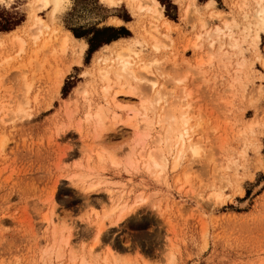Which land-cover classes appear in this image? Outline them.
<instances>
[{
    "label": "rangeland",
    "instance_id": "obj_1",
    "mask_svg": "<svg viewBox=\"0 0 264 264\" xmlns=\"http://www.w3.org/2000/svg\"><path fill=\"white\" fill-rule=\"evenodd\" d=\"M130 1L68 0L54 19L50 8L36 7L50 25L36 41L32 38L40 25L30 18L33 1L0 2V107L5 106L0 108V264H264V30L259 39L254 36L260 27L255 1L159 0L174 22L167 31L156 26L151 10L136 9ZM114 19L123 24H110ZM226 21L240 38L234 48L227 35L216 37L213 30ZM151 26L160 33L157 50L148 35ZM105 27L121 29L119 38L126 42L140 40L135 45L145 61L160 62L144 70L143 81L157 83L153 91L142 81L134 96L119 97L130 111H143L140 98L160 94L157 110L148 113L151 127L139 121L149 133L144 150L160 147L156 139L167 123L157 119L168 111H185L200 158L191 161L187 151L174 167L170 154L164 170L147 166L146 158L127 170L98 158L97 151H113L123 160L133 138L131 128L119 123L105 132L104 142L97 138L93 113L98 108L104 105L109 116L117 111L120 118L128 113L101 92L116 79L112 75L106 83L99 78L107 64L98 56L111 50L102 44L90 51L89 40ZM14 28L23 50L8 33ZM67 30L88 44L79 63L73 62L81 53L79 40L74 49L60 47ZM24 84L26 115L16 116V95ZM76 173L95 189L72 183ZM141 193L146 199L115 222L112 207L133 203ZM52 214L49 223L45 216ZM69 232L66 245L61 238Z\"/></svg>",
    "mask_w": 264,
    "mask_h": 264
},
{
    "label": "bare ground",
    "instance_id": "obj_2",
    "mask_svg": "<svg viewBox=\"0 0 264 264\" xmlns=\"http://www.w3.org/2000/svg\"><path fill=\"white\" fill-rule=\"evenodd\" d=\"M33 2H31V7H30V18L33 20V24H38L40 25V30L38 33H35L33 34V39H35V41L39 38L40 34H42L45 29L43 30V28H48L50 27L49 24H47L45 21H44V18L41 17L39 14L36 13V7H39V8H50V16L52 19L56 18L58 12H60L63 7L65 6V3L68 1V0H32ZM108 3L110 4H116L119 2V0H106ZM138 1V0H131V4L134 8H139L142 10L145 9H149V11L151 10V14H150V17L152 16L153 19L156 20L157 24L156 26L157 27H162V29H165L166 31L167 30H170L172 29L174 26V22L172 19L168 18L164 13H163V6L162 4L160 3L159 0H144L146 1L144 3V1L141 3L142 4H139L138 2V5L135 4V2ZM140 1V0H139ZM213 0L209 1L208 4L212 2ZM255 1V6H256V12H254L256 14V17L258 19L257 24L260 26L258 28V30H255L257 33L254 34V36L259 39L260 38V30H264V0H254ZM244 2V1H243ZM242 2V3H243ZM68 3V2H67ZM191 5H194L192 4V2H190ZM238 3V2H237ZM239 3H240V0H239ZM242 3L240 4V6H242ZM59 4V7H57V5ZM209 4V5H210ZM187 5V4H186ZM30 6V5H29ZM245 6V4H244ZM187 7V6H186ZM190 7V5L188 6ZM187 7V8H188ZM239 7V6H238ZM147 9V11H148ZM185 9V8H184ZM194 9V7H193ZM186 10V9H185ZM146 11V12H147ZM188 12V11H187ZM212 12V11H211ZM245 12V11H244ZM243 12V13H244ZM63 12H61L62 14ZM149 13V12H148ZM210 13V12H209ZM217 14H221V12H216ZM223 13V12H222ZM186 11H185V16H186ZM213 14V13H212ZM218 14V15H219ZM246 14V13H245ZM148 16V15H147ZM222 16V15H221ZM224 16V15H223ZM244 17V16H243ZM225 18V17H224ZM46 19V18H45ZM50 19V17H49ZM50 19V20H52ZM57 20V19H56ZM227 20V19H226ZM233 21V20H232ZM235 21V20H234ZM202 22V21H201ZM53 23V22H51ZM223 23V22H222ZM234 24V26L237 24H235L234 22H232ZM32 24V25H33ZM150 24V22H149ZM232 24V25H233ZM253 24V23H252ZM256 24V25H257ZM38 25H35L37 28ZM52 25V24H51ZM54 25V24H53ZM153 25V24H152ZM204 25V24H203ZM255 25V24H254ZM255 25V26H256ZM34 26V25H33ZM59 26V25H58ZM155 26V24H154ZM150 27L151 29H154L153 31L149 32V36L151 38L152 41V46L154 48L159 49L160 48V41H159V37L157 36V34L159 32H157V28L156 27ZM216 27V26H215ZM214 27V28H215ZM29 28V27H28ZM31 28V27H30ZM57 28V27H56ZM59 28V27H58ZM244 28V27H243ZM17 28H14L13 30H9L8 33H12V38L14 41L18 40V42H20L18 45V47L20 46V50H23V42H22V37L19 35V32L16 30ZM38 29V28H37ZM61 29V28H60ZM245 29V28H244ZM34 30V29H33ZM32 30V32H33ZM59 30V29H57ZM55 30V31H57ZM145 30V29H144ZM164 30V31H165ZM215 32H217V35L216 37L219 36V34H222V37L223 35H227L229 37V39H231V46L232 48L238 46L239 43V39L240 38H236L233 36V32H232V28H231V24L229 22H225V25L223 27H218L213 29ZM243 30V29H242ZM50 31V29H49ZM234 31V30H233ZM23 32V31H22ZM31 32V31H30ZM36 32V31H35ZM52 32V31H51ZM58 32V31H57ZM145 34L147 32V30L144 31ZM235 32V31H234ZM46 33V32H45ZM59 33V32H58ZM47 34V33H46ZM61 34V33H60ZM160 34V33H159ZM202 34V33H201ZM141 35V34H140ZM162 35V34H161ZM165 35V34H163ZM169 35V34H167ZM238 35V34H237ZM236 35V36H237ZM43 36V35H42ZM41 36V37H42ZM54 36V34H53ZM142 36V35H141ZM148 36V37H149ZM198 36V35H197ZM200 36V34H199ZM198 36V38H200ZM41 37L39 40H41ZM55 37V36H54ZM53 37V38H54ZM58 37V36H57ZM165 37V36H163ZM244 37V36H243ZM49 38V39H48ZM48 40H44L42 38V40L46 41L44 46L47 45L50 41V35H48ZM142 38V37H141ZM168 38V37H166ZM224 38V37H223ZM242 38V37H241ZM1 39V38H0ZM46 39V38H45ZM61 39V38H60ZM127 39V38H125ZM124 39V40H125ZM143 39V38H142ZM245 39V37L243 38ZM242 39V40H243ZM2 40V39H1ZM74 40H79L80 41V52L79 54H77V58H75L73 60V62L75 63H79L82 61V54L83 52L85 51L86 47H87V42L83 39H78L74 36V34L71 32V31H65L62 39H61V45L60 47L63 48V49H66V48H73L74 49ZM123 38H117V39H114L110 42H107V43H104L101 48L105 49H109L111 50V53L110 55L108 56H105L104 58L99 55L98 56V59L101 60L103 59V61H106V66H103L101 67L100 69V73H101V76H100V73L98 72L99 71V68L97 69V73L99 74V78H103L105 79V81L107 80L108 82L112 79L111 76H115L116 77V81L115 80H111L113 82H109L108 84L104 85L106 88H104L103 86V90H106V91H101V92H105L106 94H109L110 95V99H109V102L111 105H113L114 107L117 106L121 109L124 110V108H128V113H127V116L126 117H121L118 116L120 113H118L117 111H115V115L113 116H109L107 114V110L105 107H103L104 105H102L100 108H98V110H96L94 113H93V116L94 118L96 119L95 122L96 124L95 127L97 126V129L99 131V134H98V137L97 135L95 137L98 138L99 141L104 142V140H106L104 137V134L106 135V133L110 130V129H113L115 131V127H117V124L119 123V125H124L125 127H130L131 130L133 131V138L132 140L129 142V150L128 152L126 153L125 155V158L123 160H120V158L115 155V153L113 151H106V152H99L97 151L96 153L98 154V158L99 159H102V160H109L111 163L115 164V165H123L126 170L129 169L130 167H133L135 166V164L137 163V159H140V158H146L144 163L147 165V166H154L155 168H161L162 170H164V168L167 166L169 160H170V154L173 155V159L175 158V162H174V167L177 166V164L179 163V160L185 156V154L187 153V151H190V154L192 155L193 159L191 161H195L197 160L198 158H200V155H201V147L199 145H197L196 143H193L191 140H190V135L189 134V129L191 128L190 125H189V121H190V118L189 116L186 115L187 112L185 111H178V112H175L173 110V112L171 111H168L164 114V116L162 117V114H161V117L162 119H157L156 120V123L157 122H160L162 120V122H165L166 121V127H165V133L163 134H159L156 139V145H159L160 147L156 146L157 148L155 149H151L149 151L146 152V150H144V146L146 145L145 144V139L146 136L149 134L148 132H145V130L141 127H140V124H139V121H143L146 128H149L151 127V124H152V117L150 118L149 117V111L153 112L154 114V111L157 110V105H158V101L160 100V94L159 96L157 95V93L155 94L156 95V98L155 99H152L150 97L147 98V96H143L142 98H140V106L142 105V110L140 109H131L130 111V108L128 106H124L120 100H119V97L121 96H124V95H135L137 93V89L138 88V84L140 83L141 85L139 86L141 88L142 86V81L144 80L145 78V74L148 73L146 72L148 69L150 70V67L152 62L153 63H157V61L159 59L155 58L156 62L155 61H151V62H146L144 58V54L142 53V50L141 49H138L136 48V45H135V42L136 41H140V40H137L134 42V41H124ZM130 40V38H129ZM144 40L147 42L148 38H144ZM143 40V41H144ZM43 41V42H44ZM56 41V39H55ZM17 42V41H16ZM17 42V43H18ZM40 42V41H39ZM38 42V43H39ZM42 42V41H41ZM57 42V41H56ZM60 42V40L58 41ZM137 42V43H138ZM196 42V41H195ZM1 43V41H0ZM9 44V43H8ZM41 44V43H40ZM194 44V43H193ZM196 44V43H195ZM256 45V44H255ZM58 46V44H57ZM40 47V46H39ZM38 47V48H39ZM42 47V45H41ZM50 47V46H49ZM59 47V46H58ZM254 47V46H253ZM37 48V49H38ZM52 48V47H51ZM59 48V49H61ZM26 49V48H25ZM41 51H42V48H40ZM46 51L47 48L45 47ZM54 50V48H52ZM33 50V49H32ZM18 51V50H17ZM39 51V50H37ZM52 51V50H51ZM65 51V50H64ZM99 51V49L97 50ZM96 51V52H97ZM258 51V50H257ZM36 52V51H35ZM34 52V53H35ZM49 52V51H48ZM227 52V51H226ZM18 53V52H16ZM44 53V52H43ZM52 53V52H51ZM225 53V52H224ZM37 55V53H35ZM45 54V53H44ZM227 54V53H226ZM230 54V52H229ZM227 54V55H229ZM34 55V56H36ZM37 57V56H36ZM35 57V58H36ZM46 57V56H45ZM230 57V56H229ZM258 59L260 57V55L258 54ZM242 58V57H241ZM32 59V58H31ZM96 59V62L97 60ZM263 59V58H262ZM36 60V59H35ZM47 60V59H46ZM237 60V59H236ZM243 60V59H242ZM31 61V60H29ZM239 61H241L239 59ZM237 61V62H239ZM43 61H41L42 63ZM236 62V61H235ZM236 62V63H237ZM244 62V60H243ZM264 62V60L262 61ZM104 63V62H103ZM149 63L151 65H149ZM158 63H160L158 61ZM240 63V62H239ZM242 63V61H241ZM240 63V64H241ZM98 64V63H97ZM102 64V63H101ZM245 65V63H243ZM242 64V65H243ZM264 64V63H263ZM236 65V64H235ZM239 65V64H238ZM99 67V65L97 66ZM240 67V66H239ZM243 67V66H242ZM92 70V68H91ZM144 70H146L144 72ZM143 72V73H142ZM151 72V71H150ZM96 73V74H97ZM145 73V74H144ZM152 73V72H151ZM87 74V73H86ZM94 75V74H93ZM98 76V75H96ZM93 77V76H92ZM114 77V78H115ZM63 78L64 76H60L59 80H58V85L59 87L61 86L62 82H63ZM94 80V79H92ZM102 80V79H101ZM106 81V83H107ZM25 82V81H24ZM99 82V81H98ZM102 82V81H101ZM134 82V83H133ZM27 83V82H26ZM32 82H28V85L24 84V86L26 85L28 87V89L30 88V84ZM93 83V82H92ZM94 84V83H93ZM96 84V83H95ZM152 84H157L156 82H152ZM89 85V83H88ZM97 85V84H96ZM26 86L25 88H21V90L23 89V91L21 92H18L17 93V98H16V116H19V115H26V111L24 109V106L28 103V98L26 97V92H24V89L25 91H27L26 89ZM90 86V85H89ZM100 86V85H99ZM116 86H118L116 88ZM95 87V86H94ZM102 87V86H101ZM93 88V87H92ZM140 90V89H139ZM150 90L153 91V88L150 87ZM90 91V89H89ZM31 92V91H30ZM33 92V91H32ZM84 92V91H83ZM85 92L87 93L88 91L85 90ZM139 92V91H138ZM103 94L106 96V94ZM28 95V94H27ZM85 95V93H84ZM109 95H107L106 97H108ZM32 97V96H30ZM34 97V95H33ZM122 98V97H121ZM120 98V99H121ZM33 99V98H32ZM35 99V98H34ZM123 99V98H122ZM123 101H126V98L125 100L123 99ZM7 103H10V102H7ZM33 104V103H32ZM108 104V103H107ZM28 106V105H27ZM4 104L1 105L0 108H4ZM109 108V107H107ZM29 109V108H28ZM25 111V112H24ZM109 111H112V110H109ZM14 112V111H13ZM88 112V110H87ZM86 112V113H87ZM114 112V111H113ZM85 113V114H86ZM89 115L88 117L89 118H93V116L91 117V113L88 112ZM149 113V114H148ZM160 113V112H159ZM28 114V112H27ZM114 114V113H112ZM87 117V115H86ZM87 117V118H88ZM93 118V119H94ZM164 118V119H163ZM92 119V120H93ZM251 121V120H250ZM252 122H250L251 124ZM249 125V124H248ZM162 124H161V128H162ZM250 129H251V126L249 125ZM248 128V127H247ZM151 129V128H150ZM246 130V128H245ZM112 131V130H110ZM191 131V130H190ZM106 132V133H105ZM96 133V132H95ZM97 134V133H96ZM108 134V133H107ZM100 136V138H99ZM161 136V137H159ZM107 137V136H106ZM145 144V145H144ZM161 144V145H160ZM163 144V146H162ZM141 145V148L140 150L139 149V146ZM138 147V149H137ZM90 150V149H88ZM104 150V149H103ZM136 150H138L136 152ZM138 153V154H137ZM170 155V156H169ZM90 156L91 154H89L88 156H86V161L89 162V159H90ZM138 156V157H137ZM92 157V156H91ZM88 166V164H87ZM71 182L74 183L75 185H77V187L81 188V189H84V190H90V189H95V184H88L87 181H86V176L82 173H76L74 175H72L71 177ZM263 183V182H262ZM259 188V187H258ZM146 199V197L141 193V194H138L136 200L133 202V203H128L126 201L120 203L118 202L117 204H115L111 211L112 212H116L117 214V217L116 219L114 220L115 222H120L122 221V219L125 217V215H127L128 213L132 212L133 210H135V208H137V206H139L140 202H143L144 200ZM45 219L46 221H48L49 223L51 222H54V219H53V214L50 215V216H45ZM58 232V231H56ZM62 237V236H61ZM60 237V238H61ZM63 240V243L68 245L70 242H71V237H70V232L69 234H67L65 237L61 238ZM83 262V261H82Z\"/></svg>",
    "mask_w": 264,
    "mask_h": 264
},
{
    "label": "trees",
    "instance_id": "obj_3",
    "mask_svg": "<svg viewBox=\"0 0 264 264\" xmlns=\"http://www.w3.org/2000/svg\"><path fill=\"white\" fill-rule=\"evenodd\" d=\"M2 28L10 29L11 27L3 25ZM104 32H108V34H103ZM121 33V29H117L116 27H105L103 29H98L94 37L89 40L90 51H94L98 49L102 44L119 38ZM75 34L76 36H81V34H78L77 32H75Z\"/></svg>",
    "mask_w": 264,
    "mask_h": 264
},
{
    "label": "snow or ice",
    "instance_id": "obj_4",
    "mask_svg": "<svg viewBox=\"0 0 264 264\" xmlns=\"http://www.w3.org/2000/svg\"><path fill=\"white\" fill-rule=\"evenodd\" d=\"M0 2H2V0H0ZM57 7H59V4L57 5ZM109 23L112 24V25L119 26V25H122L123 24V21L120 20V19H114V20L109 21ZM143 83L150 84V87L153 88V89L156 87V85L155 84H152L150 81H143ZM262 178H264V177H262ZM262 191H264V189H262Z\"/></svg>",
    "mask_w": 264,
    "mask_h": 264
}]
</instances>
